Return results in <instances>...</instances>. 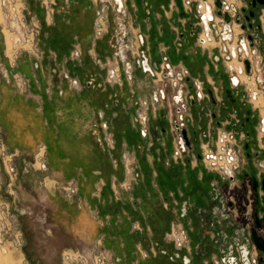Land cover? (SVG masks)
<instances>
[{
  "label": "crops",
  "instance_id": "crops-1",
  "mask_svg": "<svg viewBox=\"0 0 264 264\" xmlns=\"http://www.w3.org/2000/svg\"><path fill=\"white\" fill-rule=\"evenodd\" d=\"M124 1L133 15V28L150 35L146 56L150 64L163 56L164 63L188 69L192 79L208 86L215 83L212 77L221 65L231 86L217 49H203L192 31L190 36L182 32L186 31L182 14L189 15L184 0ZM94 54L91 58L101 61ZM41 58L38 67L29 54L18 60L17 70L27 80L25 91L0 77V137L14 153L32 158L44 150L47 169L40 173L47 185L45 199L53 206L54 220L67 241L99 244L111 264H238L230 257L234 255L232 229L229 238L219 239L222 248L211 245L208 234L205 239L200 234L198 220L206 218V224L215 226L226 220L209 217H220L212 205L219 198L218 186L226 181L201 159L199 151L210 122L203 117L204 109L194 110L203 103L195 89L188 91L194 101L184 107L183 129L190 141L197 132L199 139L196 145L190 142L191 149L176 154L177 135L169 127L172 108L165 96L153 99V88L149 90L152 101L144 102V69L128 75L120 72L114 86L111 72L117 68L109 69L102 83L95 82L100 75L88 70L86 76H72L77 84L67 85V60L60 63L56 53ZM76 58L84 62L80 54ZM51 66L56 67L53 83ZM140 115L146 117L144 121ZM245 141L253 158H246L250 150L243 142L236 173L253 174L257 168L263 174L259 163H264V139L257 133ZM68 187L75 192L65 190ZM174 225L188 233L183 247L170 238Z\"/></svg>",
  "mask_w": 264,
  "mask_h": 264
},
{
  "label": "rangeland",
  "instance_id": "rangeland-1",
  "mask_svg": "<svg viewBox=\"0 0 264 264\" xmlns=\"http://www.w3.org/2000/svg\"><path fill=\"white\" fill-rule=\"evenodd\" d=\"M25 1L30 12L28 18H34L40 25L37 48L41 53L35 55L21 52L19 58L23 54H29L35 58V66L38 67L43 60L41 58L42 55L56 53L58 60H61L60 63L63 62V59L67 60L65 61V68L68 70L69 76H67L69 78L63 76L67 85H75L73 84L74 78L72 76L77 74L86 76L88 70L101 76L95 80L99 84L103 82L104 77L109 74V69L111 68H117V74L123 72L128 75L129 71H135L134 69L143 70L146 67L143 60H146V56L149 53L148 41L150 35L147 31L145 33V31L133 28V15L124 0L122 6L116 0H55V11L52 19L49 18L40 0ZM184 4H186L185 0ZM191 8L192 10H187L189 15L185 11L182 14V17H186V31L182 32L185 35L186 33L189 35L190 31H193L196 38V15L193 4H191ZM84 16L86 22H79L80 19H84ZM60 17L65 19L70 28L72 27L76 30L73 34L71 47L63 54L61 53L62 55L53 49L49 43L51 27L57 23ZM2 20L3 14L0 9V21ZM77 25H80V27L82 25L83 27H81L82 29L79 27L81 29L79 32L76 29ZM192 38L194 39L193 36ZM79 45L82 48L81 52L77 49ZM93 45L96 47V52L93 51ZM2 47L3 52L1 51ZM77 50L83 57L84 62L79 63L77 61V55L75 54ZM91 53H95L94 55L98 56L101 61L96 60L95 62L91 58ZM109 58L110 61L107 64ZM18 60L12 66L5 56L4 35L0 29V77L5 75V73L10 76L14 73H20L17 70ZM154 63L151 64L154 71L150 72L144 69V102L146 99H149V103L152 101L151 95L153 92L149 93L151 88L154 90L164 89L165 98L163 100L170 104L174 115L169 127H173V133L176 134L175 124L180 123L181 117L184 122L187 116L184 114L185 108L182 106V102H176L174 96L180 93L184 103L187 104L185 106L187 109L188 103L194 101L191 98V94L188 93L193 82L192 80H183L178 87H174L172 78L160 80L162 66H164L163 56H161L159 61L157 60V65ZM55 69V66H51L52 83L54 82ZM262 70L260 73L263 72ZM4 78L14 83L17 87L13 78ZM115 79L111 77L113 86L115 85ZM212 80L215 82L213 86L219 87V93L217 94L219 101L214 103L213 99L208 96L202 99L203 103L206 104L203 117L210 122L208 129L203 135L206 141L210 126L216 125L218 121L226 122L225 115L228 113H231V115L236 114L235 110L230 108L225 111V114L221 115L219 109L220 103L225 99V96H223L224 88L229 85L228 76L221 65L214 73ZM205 84L209 85L207 82ZM250 104L257 109L258 115L259 109L260 113L264 109L261 102L257 104L253 101ZM196 106L199 107L194 109L197 113L201 107ZM207 112L209 115L206 116ZM212 112L220 114L214 121H212ZM165 127L167 126L165 125ZM259 136H261L260 133ZM195 137L199 139V132L191 138V141L194 142L193 144L196 145L198 139L195 140ZM199 152H202V147ZM42 165L43 161L37 157L31 158L25 154L10 151L0 137V264H98L97 250L104 252L99 244H95L98 246L94 251V244L77 240L70 243V240L67 241L60 227L56 224L53 217V206L45 199L47 185L44 179L45 175L40 172L47 168L44 169ZM247 166L245 167L247 168ZM253 174H257L256 168L253 170ZM194 235L192 233V236ZM104 254L107 256L105 252ZM108 261L111 264L109 259Z\"/></svg>",
  "mask_w": 264,
  "mask_h": 264
},
{
  "label": "built area",
  "instance_id": "built-area-1",
  "mask_svg": "<svg viewBox=\"0 0 264 264\" xmlns=\"http://www.w3.org/2000/svg\"><path fill=\"white\" fill-rule=\"evenodd\" d=\"M217 0H185L186 10H192L191 4L194 5L197 28V44L203 49L214 47L217 49V58L224 61L230 81L231 89L237 91L241 89L249 104L253 101L259 104L262 103L264 108V61L260 53H256L252 46L253 32L250 29L249 23L244 21L239 16V4L237 0H221L222 8L219 13V7L216 4ZM42 6L45 8L49 18L52 19V15L55 11V0H40ZM0 9L3 14V20L0 21V29L4 35L5 43V56L13 66L19 58L21 52H28L38 55V34L40 25L37 20L32 17L28 18L30 12L27 8L25 0H0ZM230 15V22L226 21L225 14ZM239 18V20H237ZM76 55H79V51H75ZM234 59L237 61L231 64ZM146 66L148 59L143 60ZM248 62V63H247ZM249 66V67H248ZM151 64L144 69L152 72ZM263 69L262 73H260ZM1 72V71H0ZM161 79L172 78V85L178 87L181 81H191L193 85L190 89L194 88L196 96L199 100L207 97L203 82H199L190 77L188 69L177 70L170 63H164L162 66ZM117 70L111 72V77L116 78ZM7 78H13L17 87L21 91H25L27 87V80L20 74L14 73L12 76L5 73L3 75ZM244 76V77H243ZM73 84H77V80H73ZM214 90L216 87L212 86ZM164 90V89H162ZM162 90L161 96L163 97ZM165 91V90H164ZM205 95V96H204ZM176 102L181 103L185 107L184 100L180 98V102L177 100V95L174 96ZM262 99V100H261ZM251 105V104H250ZM253 107V105H251ZM257 111L256 108L253 107ZM144 121L146 117H142ZM257 124V133L261 134V138L264 139V109L260 113ZM180 123L175 124V132L177 135V149L176 154L187 149H191V143L183 136L182 130L184 126L183 118L181 117ZM229 122H221L217 125L216 136L209 137L204 145H202L201 159L205 165L211 170L217 172L226 182L229 183V192L226 194V199L229 203L228 209L235 215L238 214L239 206L238 201L234 193L230 191L237 184L236 171L239 166V145L237 141L236 133L232 128L228 126ZM211 132V127H210ZM142 133L146 135V128L142 130ZM43 161L42 167L47 168L43 157H37ZM220 160L226 162V165L220 164ZM260 168L264 169V163H259ZM70 193L75 192L74 187L65 188ZM261 194L263 192L261 191ZM246 214L251 213V206L246 204ZM261 232H264L262 229ZM171 240L178 246L183 247L187 243L189 236L185 229L174 225L170 232ZM98 245H94V251ZM100 248V247H99ZM97 262L98 264H110L107 256L104 252L97 250ZM256 261L257 250L254 248L253 252Z\"/></svg>",
  "mask_w": 264,
  "mask_h": 264
},
{
  "label": "flooded vegetation",
  "instance_id": "flooded-vegetation-1",
  "mask_svg": "<svg viewBox=\"0 0 264 264\" xmlns=\"http://www.w3.org/2000/svg\"><path fill=\"white\" fill-rule=\"evenodd\" d=\"M121 1L123 2V0ZM238 13L244 21L249 23L250 29L253 32V49L256 53H260L262 55L264 61V0H240ZM147 59L148 62L146 66L149 67V58L147 57ZM234 60L237 61L236 59ZM154 64L157 63L155 62ZM150 68L152 71H154L152 65ZM203 84L208 97L212 98L214 103H217V101H219L217 96L219 93V87L214 90L212 86H208L205 83ZM162 92L164 94L163 96H165V91L162 90ZM160 96L161 92L156 90L153 94V99H159ZM223 96H225V99L220 103L221 105L219 107L221 115L225 114L227 109L231 108L235 110V115H231V113L225 115L227 121L229 122L228 126L236 133L238 145L240 146L244 142V148L250 150V143L246 142L245 139L257 135L256 127L258 124L259 115L246 100V97L241 89L233 91L231 86H228L227 88L225 87ZM180 98L181 94L179 93L177 95V100L179 102L181 100ZM192 103L193 101L189 102L188 104L192 105ZM256 103H258V101ZM201 108L206 109V104L202 103ZM211 116L212 121H214V119L220 116V114L218 115V113L212 112ZM216 123V125L210 126L211 132H209V134L212 137L216 136V128L217 125L221 123V121ZM209 134L207 135L208 137ZM194 139L197 140L198 138L195 137ZM256 157H259V153H257ZM246 158H253V152L251 150L248 151ZM220 164L226 165V162L220 160ZM253 177L256 178V181L253 179ZM236 178L237 184L230 192L235 194L236 200L238 201V206L240 207L238 214L235 215L233 212H231V210L228 209L227 203L229 202L226 199V194L229 192V183L225 182V184L218 186L219 198L216 201H213L212 199L214 202L212 205V211L217 208L216 210L221 212L220 217H209L210 221L212 219H222V216H225L226 220L222 222L218 221L216 226L212 223L206 224V218H204V220H198L200 234L203 239L207 238L208 234L212 242L210 244L216 248H222L223 240L219 239L222 238V236L229 238V231L232 229L233 232H235V236H233L232 240L229 241L233 247L232 250L234 251V255L230 257H233L238 264H264V250H261L257 246L253 237L254 234H256L258 237L264 239V232L260 231L261 229L264 231V221L262 220L264 216V173L259 174L257 172V174H237ZM261 191L263 194H261ZM245 203L251 206V213L249 214L245 213ZM200 212H202L201 209ZM254 248L257 250L255 263L252 260L253 258L255 259V257H253ZM195 253L198 255L197 251H195ZM188 263H190V258L188 259ZM223 264L226 263L223 261Z\"/></svg>",
  "mask_w": 264,
  "mask_h": 264
},
{
  "label": "trees",
  "instance_id": "trees-1",
  "mask_svg": "<svg viewBox=\"0 0 264 264\" xmlns=\"http://www.w3.org/2000/svg\"><path fill=\"white\" fill-rule=\"evenodd\" d=\"M62 17L64 16L62 15ZM62 17H60L57 20V23L51 27V37L49 38L51 47L60 52V55H62L63 52H66L67 49L71 47L73 42V34L76 32L75 29H73L72 27L70 28L65 19ZM79 22H86L85 16L84 19H80ZM79 27L80 25H77L76 29L78 32L83 28L82 25V28L80 27L81 29Z\"/></svg>",
  "mask_w": 264,
  "mask_h": 264
},
{
  "label": "water",
  "instance_id": "water-1",
  "mask_svg": "<svg viewBox=\"0 0 264 264\" xmlns=\"http://www.w3.org/2000/svg\"><path fill=\"white\" fill-rule=\"evenodd\" d=\"M217 6L219 7V13H221V8H222V2L221 0H217L216 1ZM225 18L227 22H230V15L228 13L225 14ZM237 20H239V18H237ZM248 63V62H247ZM157 65V64H156ZM249 67V66H248ZM183 136L185 137V139L188 140V143L190 142L189 137L187 135V130L183 129L182 130ZM253 179L256 181V178L253 177ZM263 210V209H262ZM258 216V215H257ZM262 220L264 221V216L262 218ZM254 241L256 242L257 246L261 249L264 250V239L261 237H258L256 234H254Z\"/></svg>",
  "mask_w": 264,
  "mask_h": 264
},
{
  "label": "bare ground",
  "instance_id": "bare-ground-1",
  "mask_svg": "<svg viewBox=\"0 0 264 264\" xmlns=\"http://www.w3.org/2000/svg\"><path fill=\"white\" fill-rule=\"evenodd\" d=\"M117 1V3L118 4H120L121 6L123 5V2L120 0V1H118V0H116ZM234 62H236L235 60H233L232 62H230L231 64H233ZM244 77V76H243ZM43 152H44V150L43 149H41L40 151H39V153L37 154V157H41L42 155H43Z\"/></svg>",
  "mask_w": 264,
  "mask_h": 264
}]
</instances>
